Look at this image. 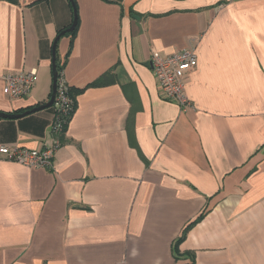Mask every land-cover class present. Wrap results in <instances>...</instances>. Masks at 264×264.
I'll list each match as a JSON object with an SVG mask.
<instances>
[{
  "label": "crops",
  "instance_id": "crops-1",
  "mask_svg": "<svg viewBox=\"0 0 264 264\" xmlns=\"http://www.w3.org/2000/svg\"><path fill=\"white\" fill-rule=\"evenodd\" d=\"M75 1L77 34L56 46L82 91L67 130L53 133L54 107L0 118V148L60 145L51 170L0 154V264H190L174 243L203 213L182 254L264 264V0ZM73 22L69 0L0 1V112L50 100ZM188 48L183 111L149 60ZM32 70L27 96L4 95L6 75Z\"/></svg>",
  "mask_w": 264,
  "mask_h": 264
},
{
  "label": "built area",
  "instance_id": "built-area-1",
  "mask_svg": "<svg viewBox=\"0 0 264 264\" xmlns=\"http://www.w3.org/2000/svg\"><path fill=\"white\" fill-rule=\"evenodd\" d=\"M149 63L164 98L177 102L183 111L190 108L192 104L186 94L185 79L198 64L196 49L188 48L169 56L154 53ZM4 81V95L12 100H18L27 96L35 88L38 75L35 70H32L19 75H6ZM55 104L57 113L52 130L58 135L64 132L67 124L66 115L74 108V100L69 94V85L64 77L60 80L59 86L57 85ZM59 146L58 144L39 150L3 146L0 148V154L10 162L30 168L51 170Z\"/></svg>",
  "mask_w": 264,
  "mask_h": 264
},
{
  "label": "trees",
  "instance_id": "trees-1",
  "mask_svg": "<svg viewBox=\"0 0 264 264\" xmlns=\"http://www.w3.org/2000/svg\"><path fill=\"white\" fill-rule=\"evenodd\" d=\"M0 1H7V2H11V3H16L17 0H0ZM39 1H47V0H39ZM71 5L73 6V12H74V17H76V27L74 29L73 32H69V33H65L63 34V32L65 30H62L58 33V36L57 38H62L64 36H70L72 38H74L77 34V31H78V27H79V15H78V7H77V4H76V1L75 0H69ZM70 28V27H69ZM56 38V39H57ZM56 68H57V85L59 86V83H60V80L62 79V77H64V70H65V66H66V61L65 63H61V61L59 60V58L57 57L56 58ZM112 72H108L107 74H105L102 78L98 79L97 81L93 82L92 84L88 85L87 88H91V87H102V86H105L108 84L107 82V79L110 78L112 75ZM82 91L81 90H76L74 88H71L69 86V94L71 96V98L74 100V108L71 112H69L67 115H66V119H67V124L65 125V129L64 131L67 130L68 128V124L70 123V121L72 120L75 112H76V109H77V97L78 95L81 93ZM57 95V94H56ZM51 98V97H50ZM56 100V99H55ZM54 108H56V104H54L53 106ZM22 112V111H20ZM19 113V112H17ZM56 113H57V110H56ZM205 217V213L201 214L195 221H193L192 223H190L184 230H183V233L181 235L180 238H178L177 241H175L174 243V253H175V258L177 261H180L184 258H188L191 260V263L190 264H194V256L193 255H190V254H182L179 250V246L181 245V243L186 239L188 233L197 225L199 224Z\"/></svg>",
  "mask_w": 264,
  "mask_h": 264
},
{
  "label": "water",
  "instance_id": "water-1",
  "mask_svg": "<svg viewBox=\"0 0 264 264\" xmlns=\"http://www.w3.org/2000/svg\"><path fill=\"white\" fill-rule=\"evenodd\" d=\"M76 23H77L76 17H74L73 24L71 25L70 28L66 29L63 32V34L69 33V32H73L75 27H76ZM59 39L60 38H57L55 40V43H54V46H53V61H52L53 62V65H52L53 85H52V93H51L50 100L44 105L38 106L36 108H33L31 110H28V111L20 113V114H8V113L0 112V118H3V119H19V118L25 117L27 115H30L32 113H36V112H40V111L52 108L54 106L55 99H56V94H57V68H56V64H55V61H56V46H57V42H58Z\"/></svg>",
  "mask_w": 264,
  "mask_h": 264
}]
</instances>
